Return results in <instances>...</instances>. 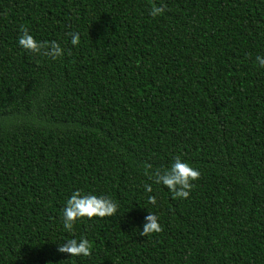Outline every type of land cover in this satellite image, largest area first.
<instances>
[{
	"label": "trees",
	"instance_id": "1",
	"mask_svg": "<svg viewBox=\"0 0 264 264\" xmlns=\"http://www.w3.org/2000/svg\"><path fill=\"white\" fill-rule=\"evenodd\" d=\"M258 55L264 0H0V264H264ZM177 156L201 173L187 199L154 182ZM75 191L116 214L68 232ZM149 211L163 230L142 237ZM72 238L91 256L61 253Z\"/></svg>",
	"mask_w": 264,
	"mask_h": 264
},
{
	"label": "clouds",
	"instance_id": "2",
	"mask_svg": "<svg viewBox=\"0 0 264 264\" xmlns=\"http://www.w3.org/2000/svg\"><path fill=\"white\" fill-rule=\"evenodd\" d=\"M164 7L153 6L149 15L153 18L158 17L164 12ZM22 35L19 38V45L25 50L33 54H43L51 59H57L64 56L65 52L61 45L55 41L37 42L34 37L29 34V30L21 26ZM72 45L80 43L78 33H69ZM256 62L264 67V56H257ZM155 183L163 184L173 194L174 198L187 199L191 191L195 187V181L200 179L201 173L181 160L179 156L175 158L174 163L169 169L164 171L157 170L155 173ZM147 192H152L150 185H145ZM148 202L155 205L157 203L154 196L148 197ZM118 205L106 196H97L92 194L82 195L80 191H75L67 200L66 207L63 209V226L68 232H72L74 225L80 219H93L111 217L116 214ZM146 223L143 230L139 232L142 237H149L152 234L160 233L163 229L158 222V217L149 211L146 216ZM61 253L70 254L72 257H90L92 254V244L86 238L79 241L75 238L68 239L67 244L59 247Z\"/></svg>",
	"mask_w": 264,
	"mask_h": 264
}]
</instances>
